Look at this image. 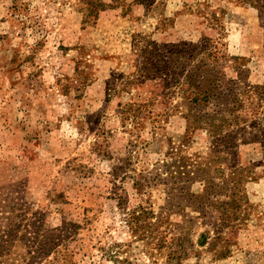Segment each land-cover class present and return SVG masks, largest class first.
<instances>
[{
  "label": "rangeland",
  "instance_id": "obj_1",
  "mask_svg": "<svg viewBox=\"0 0 264 264\" xmlns=\"http://www.w3.org/2000/svg\"><path fill=\"white\" fill-rule=\"evenodd\" d=\"M203 36L246 57L250 80L263 81L264 29L239 0H0V264H264L260 145L221 151L206 128L187 129L180 97L161 118L124 111L157 89L144 77L148 43ZM178 150L211 177L234 158L245 169L251 206L225 255L212 221L172 194ZM187 186L204 189L201 179ZM135 210L153 222L169 210L170 234L187 238V251L172 256L137 231ZM60 227L58 245L33 252Z\"/></svg>",
  "mask_w": 264,
  "mask_h": 264
},
{
  "label": "trees",
  "instance_id": "obj_2",
  "mask_svg": "<svg viewBox=\"0 0 264 264\" xmlns=\"http://www.w3.org/2000/svg\"><path fill=\"white\" fill-rule=\"evenodd\" d=\"M140 2L152 4L153 0ZM239 2L257 9L264 29V0ZM224 46L225 44L220 45V41L213 36H203L198 41L148 43V49L143 48V54H149L146 56L148 61L144 77L155 78L157 82L154 87L157 89L148 103L127 104L124 111L128 117L146 111L157 112L156 119L164 117L167 111L174 107L173 100L180 97L185 106L178 104L175 107H185L183 115L189 131L206 128L218 145L221 142V148H224L221 151H228L230 155H235L233 149L238 146V141L244 144H259L264 153V79L262 82L253 83L250 80L248 59L229 56ZM150 55L154 56V59L150 60ZM152 72L155 74H151ZM174 156L177 159L171 165L176 166L177 176H174L176 186L172 194L175 196L180 193L183 198H190L193 210L212 221L213 231L216 233L211 238L212 242L216 246H223L218 253L225 255L223 251L236 236L240 223L245 221L247 210L251 206L245 190L247 177L244 167L234 158L227 164V169L215 168V175L211 177L208 176L209 167L193 163L195 159L184 155L181 150L174 153ZM215 177L220 178L221 182L216 183ZM177 179H182L185 185L180 187L181 182ZM198 179L202 180L204 189L201 193H193L187 184ZM136 185L140 192L139 181ZM169 213L168 210L166 214L155 217L157 221L153 222L149 220L153 215L151 211L135 210L133 227L137 231L146 229L145 233H149L151 239L157 241L160 249H168L172 256L180 257L183 251H187L183 248L187 238H177L170 234L168 227L178 222H174ZM66 230V227L54 229L49 243H44V247L40 246L33 252L55 247L58 245L57 241L62 240ZM39 235L36 230L32 232L30 239L33 243L34 238L39 239ZM44 238L48 239V236ZM208 240L209 232L205 231L200 235L198 242L205 245ZM175 247L177 251L174 250Z\"/></svg>",
  "mask_w": 264,
  "mask_h": 264
}]
</instances>
